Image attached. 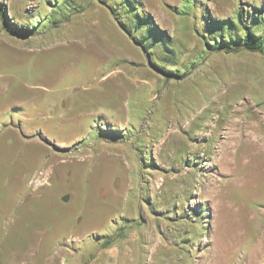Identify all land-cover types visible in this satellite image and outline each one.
Segmentation results:
<instances>
[{
  "label": "rangeland",
  "instance_id": "1",
  "mask_svg": "<svg viewBox=\"0 0 264 264\" xmlns=\"http://www.w3.org/2000/svg\"><path fill=\"white\" fill-rule=\"evenodd\" d=\"M120 1L0 0V264H264V0Z\"/></svg>",
  "mask_w": 264,
  "mask_h": 264
},
{
  "label": "trees",
  "instance_id": "2",
  "mask_svg": "<svg viewBox=\"0 0 264 264\" xmlns=\"http://www.w3.org/2000/svg\"><path fill=\"white\" fill-rule=\"evenodd\" d=\"M119 4H121V7L124 10L123 12L125 13L124 15L126 16V21L120 23V21L118 20L119 25L124 29L125 32L131 33L130 32L131 29L127 26V24L131 25V28H134L135 25L140 23L139 20L135 19V14H137L139 6H137L135 2L133 3L132 1L129 0L128 1L121 0ZM242 14L243 13L241 11H238L235 18L237 19V23L242 24L244 26ZM260 19H261L260 23L264 25V16L261 17ZM218 21H222V19ZM237 23H235L234 25H238ZM213 25L214 26L209 25V29L211 31L212 29H214L216 34L213 36V40H211V42H208V46L214 47V49L218 51L224 50L229 52V51H237L239 49H245L249 51H257L264 55V32L260 34H254L250 30H246L244 28L245 29L244 34L237 36L235 30H232V25L228 22L227 24L223 23L219 25L218 23H216ZM260 29H264V26L260 27ZM153 31H154L153 28L147 27L143 32V34L151 33L152 35H154ZM132 37L134 39L138 38L136 35H133ZM152 41L155 40L151 39V42ZM140 43H141L140 45L142 46L144 45L142 42Z\"/></svg>",
  "mask_w": 264,
  "mask_h": 264
}]
</instances>
